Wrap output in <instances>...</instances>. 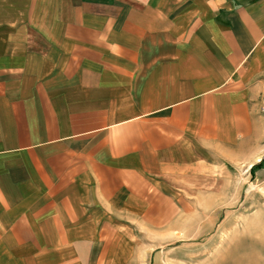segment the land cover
<instances>
[{
  "label": "crops",
  "instance_id": "crops-1",
  "mask_svg": "<svg viewBox=\"0 0 264 264\" xmlns=\"http://www.w3.org/2000/svg\"><path fill=\"white\" fill-rule=\"evenodd\" d=\"M263 157L264 0H0V264L200 259Z\"/></svg>",
  "mask_w": 264,
  "mask_h": 264
},
{
  "label": "rangeland",
  "instance_id": "rangeland-1",
  "mask_svg": "<svg viewBox=\"0 0 264 264\" xmlns=\"http://www.w3.org/2000/svg\"><path fill=\"white\" fill-rule=\"evenodd\" d=\"M260 165L263 167L261 161ZM245 193L250 205H236L229 213L227 224L220 229L219 243L207 244L202 258L187 264H264V212L260 211L259 192L250 188ZM223 221L224 217L220 224Z\"/></svg>",
  "mask_w": 264,
  "mask_h": 264
},
{
  "label": "built area",
  "instance_id": "built-area-1",
  "mask_svg": "<svg viewBox=\"0 0 264 264\" xmlns=\"http://www.w3.org/2000/svg\"><path fill=\"white\" fill-rule=\"evenodd\" d=\"M261 163H262L263 168H264V157H263V159L261 160Z\"/></svg>",
  "mask_w": 264,
  "mask_h": 264
}]
</instances>
